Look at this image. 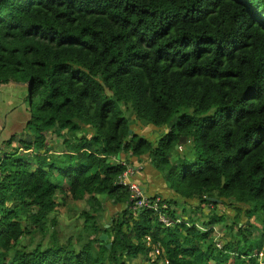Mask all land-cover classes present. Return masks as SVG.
<instances>
[{"label":"trees","instance_id":"trees-1","mask_svg":"<svg viewBox=\"0 0 264 264\" xmlns=\"http://www.w3.org/2000/svg\"><path fill=\"white\" fill-rule=\"evenodd\" d=\"M11 80L30 82L37 131L16 149L36 152L0 162V264H264V0H0ZM138 120L167 131L151 142ZM146 154L169 226L118 184L122 156ZM68 196L91 209L65 238ZM103 197L120 206L110 226Z\"/></svg>","mask_w":264,"mask_h":264},{"label":"crops","instance_id":"crops-1","mask_svg":"<svg viewBox=\"0 0 264 264\" xmlns=\"http://www.w3.org/2000/svg\"><path fill=\"white\" fill-rule=\"evenodd\" d=\"M28 98L29 95H27L26 86L17 84L13 80L0 84V160L5 155H8L9 152H13L12 148L16 149L17 137L24 141V137L28 135L27 129L31 120ZM133 127L137 129H135V132L139 136H144L151 142H155L158 139L157 136H159V133L162 132L160 128L155 127L153 124H142L139 120L134 122ZM156 129H159V131L157 130L158 133ZM82 131L88 134L92 132V129L90 127H84ZM147 134H150L151 137ZM29 139L30 137L27 136V140ZM62 139L54 135L53 144L55 148L53 149V153L55 155L66 152L63 146L61 147L63 145ZM10 140H13V142L9 145L8 141ZM20 151L30 154V157L28 156L29 158L36 152L34 148L28 150L23 147L20 148ZM122 159L123 161L126 160L124 156H122ZM128 164L132 167H137L138 171L136 172L135 179L143 186L147 194L150 196L157 194L164 195V197L171 196V188L166 181L165 172L156 168L155 162L148 154L133 157L128 160ZM54 174L56 175L57 173L54 172ZM66 186L67 182L63 183V187L65 188ZM102 202L103 210L101 211V218L106 217L105 211L110 208V204L116 209L114 214L118 213L120 206L114 204L112 199L103 197ZM110 213L111 211L109 209ZM53 214L56 215V212ZM101 218L99 217V223L110 226L111 221H102Z\"/></svg>","mask_w":264,"mask_h":264},{"label":"rangeland","instance_id":"rangeland-1","mask_svg":"<svg viewBox=\"0 0 264 264\" xmlns=\"http://www.w3.org/2000/svg\"><path fill=\"white\" fill-rule=\"evenodd\" d=\"M27 88V87H26ZM27 95H29V91H28V88H27ZM28 103H29V98H28ZM184 112H187V113H190V114H195L193 112V110H189V111H184ZM198 115V114H197ZM177 118V116L175 117V119ZM136 129V128H135ZM166 126L165 127H162L160 128V130H162V132L159 133V136H157L158 138L160 136H162L163 134L166 133ZM137 130V129H136ZM159 131V129H156V131ZM157 131V133H158ZM27 136H29L31 139L35 137V135L37 134V131L35 129V125L33 123L29 124V127L27 129ZM149 137H151L150 134H147ZM27 136L24 137V140H27ZM140 137V136H139ZM48 138L49 139H53L54 138V135L52 133H49L48 134ZM17 144L19 143H22L23 141L20 140L18 137H17ZM50 142V141H49ZM53 144V143H51ZM62 147V145H61ZM55 148V147H54ZM12 150L14 152H9L8 154V160L10 161L11 159H19V158H24V159H28L30 157V154H28L27 152H23V151H20V149H14L12 148ZM52 153V152H51ZM49 154L52 158V156H54V154ZM28 154V155H27ZM29 156V157H28ZM34 157V155L31 156V159ZM5 157L1 158L0 162L4 160ZM58 170L55 171V173H57ZM52 179L56 182H59L61 179L59 177H52ZM60 200V198H59ZM61 202V201H60ZM103 206V205H102ZM178 207L180 209H182L184 207V205L182 204H178ZM103 208V207H102ZM172 208H176V206H173ZM90 210L91 209V206L89 205V203L86 201V200H82V201H75L73 200L70 196H68L66 199H65V204L63 206H61V209L59 211L56 212V215H57V218H58V221H59V229L62 231V235L63 237H67V236H70V235H74L77 233V231L79 229H81V227H84V222L83 219H79L77 216L81 215V211L83 210ZM109 209L111 211V213L109 214ZM107 211H105V215L106 217L104 216L103 218H101L102 221H106L107 218L110 216V215H113L114 212H115V208L113 206H111L110 204V208H109ZM185 216V214H184ZM255 221V220H254ZM82 222V223H81ZM257 222V221H256ZM81 223V224H80ZM258 226L259 223L257 224ZM81 226V227H80ZM54 227H52L50 225V230L53 231ZM231 233V230L229 228H226L224 224H218L215 226V237L216 239L218 240L219 238L223 237L224 238H227V236H229V234ZM75 240V238H74ZM219 242V241H218ZM222 245L221 242H219V246Z\"/></svg>","mask_w":264,"mask_h":264},{"label":"built area","instance_id":"built-area-1","mask_svg":"<svg viewBox=\"0 0 264 264\" xmlns=\"http://www.w3.org/2000/svg\"><path fill=\"white\" fill-rule=\"evenodd\" d=\"M126 169L118 178V184L125 186L130 192L128 207L131 210H154L159 215V221L169 226L172 220L168 214V204L163 201L161 196H150L146 193L143 186L135 179L137 167H132L126 161L122 162ZM3 175L0 166V177ZM159 252V249L156 250Z\"/></svg>","mask_w":264,"mask_h":264},{"label":"water","instance_id":"water-1","mask_svg":"<svg viewBox=\"0 0 264 264\" xmlns=\"http://www.w3.org/2000/svg\"><path fill=\"white\" fill-rule=\"evenodd\" d=\"M15 83L17 84H22L24 86H26L28 88V91H29V95H30V82H19V81H14ZM31 109V100L29 99V110ZM107 238H108V235L106 233H102L100 235V239L101 241L105 242L107 241ZM108 247H110V244H107Z\"/></svg>","mask_w":264,"mask_h":264}]
</instances>
